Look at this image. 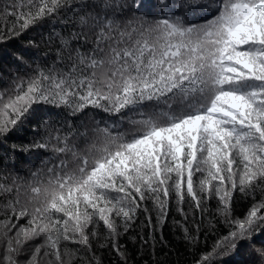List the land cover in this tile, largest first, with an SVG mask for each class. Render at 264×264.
Listing matches in <instances>:
<instances>
[{
  "label": "snow or ice",
  "instance_id": "obj_1",
  "mask_svg": "<svg viewBox=\"0 0 264 264\" xmlns=\"http://www.w3.org/2000/svg\"><path fill=\"white\" fill-rule=\"evenodd\" d=\"M0 264H264V0H0Z\"/></svg>",
  "mask_w": 264,
  "mask_h": 264
}]
</instances>
